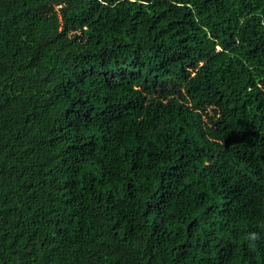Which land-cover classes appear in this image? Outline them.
I'll use <instances>...</instances> for the list:
<instances>
[{
  "label": "trees",
  "instance_id": "16d2710c",
  "mask_svg": "<svg viewBox=\"0 0 264 264\" xmlns=\"http://www.w3.org/2000/svg\"><path fill=\"white\" fill-rule=\"evenodd\" d=\"M0 264H264V0H0Z\"/></svg>",
  "mask_w": 264,
  "mask_h": 264
},
{
  "label": "rangeland",
  "instance_id": "374dc122",
  "mask_svg": "<svg viewBox=\"0 0 264 264\" xmlns=\"http://www.w3.org/2000/svg\"><path fill=\"white\" fill-rule=\"evenodd\" d=\"M107 29H109V27H106V30H107ZM149 98H151V97H149ZM201 99H205L206 102H210V103L212 102V98L209 97V96H207V97H205V96H204V97H201ZM208 108H209V109H213L214 106L209 105ZM129 144L132 145L133 143H129Z\"/></svg>",
  "mask_w": 264,
  "mask_h": 264
}]
</instances>
